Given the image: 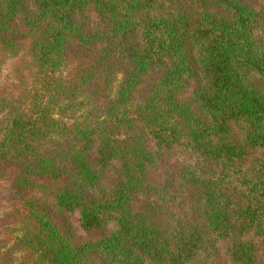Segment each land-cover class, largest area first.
Returning <instances> with one entry per match:
<instances>
[{"label":"trees","instance_id":"trees-1","mask_svg":"<svg viewBox=\"0 0 264 264\" xmlns=\"http://www.w3.org/2000/svg\"><path fill=\"white\" fill-rule=\"evenodd\" d=\"M95 258L264 264V0H0V264Z\"/></svg>","mask_w":264,"mask_h":264},{"label":"rangeland","instance_id":"rangeland-1","mask_svg":"<svg viewBox=\"0 0 264 264\" xmlns=\"http://www.w3.org/2000/svg\"><path fill=\"white\" fill-rule=\"evenodd\" d=\"M7 69H8V64L5 65L4 70L2 69L3 74L7 71ZM118 80H119V79H117V81L114 83V87H115V88H116V86H117V84H118ZM69 222H70V224L74 225V224L72 223V221H69ZM74 226H75V225H74ZM69 229H71V230L74 231L73 226H70ZM74 232H75V231H74ZM76 232H77V231H76ZM75 236H76V234H75ZM89 237H95V236H89ZM95 261H96L97 264H105L100 258H95Z\"/></svg>","mask_w":264,"mask_h":264}]
</instances>
